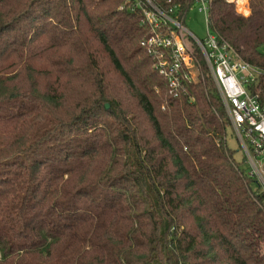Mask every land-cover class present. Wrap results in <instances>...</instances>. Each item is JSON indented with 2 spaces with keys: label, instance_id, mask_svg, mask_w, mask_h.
<instances>
[{
  "label": "trees",
  "instance_id": "1",
  "mask_svg": "<svg viewBox=\"0 0 264 264\" xmlns=\"http://www.w3.org/2000/svg\"><path fill=\"white\" fill-rule=\"evenodd\" d=\"M124 2L0 0V264H264V191L215 80L175 96ZM248 6L212 0L210 25L264 70Z\"/></svg>",
  "mask_w": 264,
  "mask_h": 264
},
{
  "label": "built area",
  "instance_id": "2",
  "mask_svg": "<svg viewBox=\"0 0 264 264\" xmlns=\"http://www.w3.org/2000/svg\"><path fill=\"white\" fill-rule=\"evenodd\" d=\"M200 2L208 28L204 39L185 26L189 9ZM211 4L212 0H125L121 8L140 11L142 24L150 29L141 44L175 96L187 82L198 80L204 66L208 67L228 111L229 127L235 130L244 151L248 175L264 191V103L251 90L264 70L245 61L234 46L212 30Z\"/></svg>",
  "mask_w": 264,
  "mask_h": 264
},
{
  "label": "rangeland",
  "instance_id": "3",
  "mask_svg": "<svg viewBox=\"0 0 264 264\" xmlns=\"http://www.w3.org/2000/svg\"><path fill=\"white\" fill-rule=\"evenodd\" d=\"M235 3V8L238 13H242L245 16L249 14V0H232L230 3ZM202 3H195L191 6L188 13L186 14L185 26L189 31H192L199 39H204L208 35V28L206 17L201 10ZM186 38H188L186 36ZM208 68V67H207ZM206 68V69H207ZM209 71V70H208ZM227 143L231 150L236 153L238 158H241L244 154V151L241 147V144L238 142L237 135L235 130L232 127H229L227 134Z\"/></svg>",
  "mask_w": 264,
  "mask_h": 264
},
{
  "label": "water",
  "instance_id": "4",
  "mask_svg": "<svg viewBox=\"0 0 264 264\" xmlns=\"http://www.w3.org/2000/svg\"><path fill=\"white\" fill-rule=\"evenodd\" d=\"M109 106V104L107 103V107Z\"/></svg>",
  "mask_w": 264,
  "mask_h": 264
},
{
  "label": "bare ground",
  "instance_id": "5",
  "mask_svg": "<svg viewBox=\"0 0 264 264\" xmlns=\"http://www.w3.org/2000/svg\"><path fill=\"white\" fill-rule=\"evenodd\" d=\"M242 1H243V0H242ZM242 1H241V2H242Z\"/></svg>",
  "mask_w": 264,
  "mask_h": 264
}]
</instances>
